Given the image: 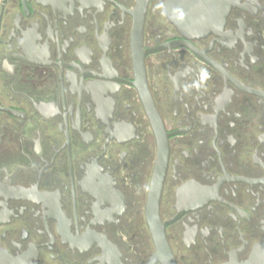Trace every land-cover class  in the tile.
<instances>
[{
    "label": "flooded vegetation",
    "instance_id": "1",
    "mask_svg": "<svg viewBox=\"0 0 264 264\" xmlns=\"http://www.w3.org/2000/svg\"><path fill=\"white\" fill-rule=\"evenodd\" d=\"M156 227L264 264V0H0V257L164 264Z\"/></svg>",
    "mask_w": 264,
    "mask_h": 264
},
{
    "label": "water",
    "instance_id": "2",
    "mask_svg": "<svg viewBox=\"0 0 264 264\" xmlns=\"http://www.w3.org/2000/svg\"><path fill=\"white\" fill-rule=\"evenodd\" d=\"M144 1L146 0H143V3ZM142 11V5H139L138 7V10L136 11V20L138 19V21H140V24L138 25H141L142 21V14L143 12ZM158 184H159V175L157 174V177H155L154 179V185H153V192H152V199L153 197L155 196V194L157 195V191H158ZM156 231L158 233H156V235H154V238L156 237L157 238V243H158V246H159V250H158V257H159V260H161L164 264H168L169 262L172 264H174V258L173 256L171 255V252H170V249L169 247L167 246L166 244V241H165V237H164V232L162 231H158L157 227H156ZM2 257H0V260H1ZM4 259V258H2ZM5 261V259H4ZM3 262V260H2ZM8 262V263H7ZM7 262L5 261V264H11V261H8Z\"/></svg>",
    "mask_w": 264,
    "mask_h": 264
}]
</instances>
